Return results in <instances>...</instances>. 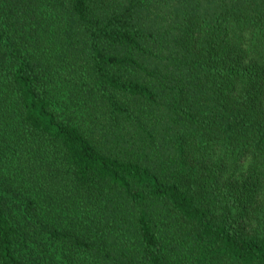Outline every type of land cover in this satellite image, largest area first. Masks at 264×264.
<instances>
[{"label": "trees", "instance_id": "1", "mask_svg": "<svg viewBox=\"0 0 264 264\" xmlns=\"http://www.w3.org/2000/svg\"><path fill=\"white\" fill-rule=\"evenodd\" d=\"M0 264H264V0H0Z\"/></svg>", "mask_w": 264, "mask_h": 264}]
</instances>
